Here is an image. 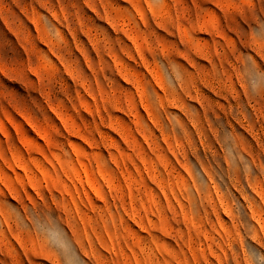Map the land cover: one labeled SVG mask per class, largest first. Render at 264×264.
<instances>
[{"label":"rangeland","instance_id":"rangeland-1","mask_svg":"<svg viewBox=\"0 0 264 264\" xmlns=\"http://www.w3.org/2000/svg\"><path fill=\"white\" fill-rule=\"evenodd\" d=\"M0 264H264V0H0Z\"/></svg>","mask_w":264,"mask_h":264}]
</instances>
